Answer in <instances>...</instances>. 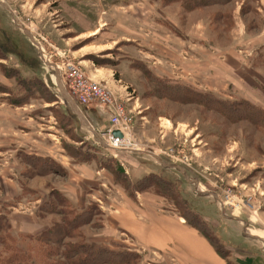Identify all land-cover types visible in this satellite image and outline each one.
Masks as SVG:
<instances>
[{
  "label": "rangeland",
  "instance_id": "374dc122",
  "mask_svg": "<svg viewBox=\"0 0 264 264\" xmlns=\"http://www.w3.org/2000/svg\"><path fill=\"white\" fill-rule=\"evenodd\" d=\"M175 1L0 0V214L24 255L65 213L93 208L70 242L124 253L127 264H177L117 224L151 208L188 212L230 264L264 258V120L216 111L224 102L264 113V0ZM189 1L206 4L183 9ZM66 63L123 107L120 149L100 137L111 128L106 108H81L91 135L64 104Z\"/></svg>",
  "mask_w": 264,
  "mask_h": 264
},
{
  "label": "trees",
  "instance_id": "16d2710c",
  "mask_svg": "<svg viewBox=\"0 0 264 264\" xmlns=\"http://www.w3.org/2000/svg\"><path fill=\"white\" fill-rule=\"evenodd\" d=\"M212 1L214 2L211 4L217 3L219 5H224L231 0ZM164 2L168 3V5L173 3L176 4L175 0H163V3ZM205 2L206 1H202L197 6L192 5L190 1L183 2L181 7L183 9L186 8L187 10H193L197 7L204 6V4H206ZM51 99H54V97ZM225 105L226 103L219 102L216 111L222 110V112L220 111L221 115L226 118H234L235 122L240 121L241 119H246L258 127V125L262 124V121L264 120V113L258 109L253 108V110L258 113L253 114L251 111H238L235 108L237 107L235 106L236 104L226 107ZM122 174L123 173L120 174L117 172V175L115 176L116 182H120V184L126 182L124 176L125 180L118 179L117 176H122ZM93 210L94 209L91 208L77 215L72 214L70 220L66 218L65 213L60 223L54 224L49 230L33 238L34 242L32 241V244H34V246L31 248L29 247V252L27 251L30 253L29 256L24 255L21 250L17 248L16 241L10 234L11 227L9 220L5 215L0 214V253H3L0 254V256L3 255V258H0V264H127L128 262L124 260V253H113L109 249L95 244H87L83 241H77L74 243L70 242L76 239H82V237L76 234V232L82 226L91 223L92 217L94 216ZM67 214L70 215V213ZM87 214L88 217H85ZM190 216L187 212L182 215V219L186 224L205 237L220 257H228V252L225 251V248L222 245L219 246L198 224L191 220ZM241 263L250 264L249 259H246Z\"/></svg>",
  "mask_w": 264,
  "mask_h": 264
},
{
  "label": "crops",
  "instance_id": "0c3cea01",
  "mask_svg": "<svg viewBox=\"0 0 264 264\" xmlns=\"http://www.w3.org/2000/svg\"><path fill=\"white\" fill-rule=\"evenodd\" d=\"M167 24H169V29L172 30L173 33H175L176 28L171 25V22H167ZM98 30L99 29H96L91 35H89V37L97 35ZM24 35L26 37H29L31 40L33 39L28 34ZM31 43L32 45L34 43L33 46H35V48H38V45L34 42V39L33 42L31 41ZM170 50L173 52L168 51V57L176 58V54H174L176 49L171 47ZM181 58L183 59V57ZM179 62L180 64L176 65L181 66V71L186 74L190 69V65L189 63H187L188 61L180 60ZM57 77L58 75L56 74V78ZM56 83H58L57 79ZM59 90L61 92V88ZM62 98L64 104L80 122L81 127L83 129L89 128V132L92 133L91 135H94L96 129L95 127L92 128V126H90L88 120L86 121L84 113L81 110L83 106L79 105L70 96H68L67 100H65L63 96ZM97 108L101 110V107L97 106ZM1 109L2 105H0V112ZM3 112L6 113V110H4ZM88 112L89 114H92L90 111ZM96 125L97 124H95V126ZM159 163L161 164V162ZM89 177L93 178V173L91 174L90 172ZM140 216H142V218H140ZM139 219L140 220L138 221L135 217L126 218L124 215H121L117 219V224L120 229L135 237L139 242H142L147 246H152L153 248L170 251L177 264H230L229 256L226 258L220 257L219 254L214 250L210 242L207 241V239L200 233H198L194 228L186 224L182 218H176L171 214H163L160 212L158 213V211H153L151 208H149L146 213L142 211V213L139 215ZM224 237H221V241L223 244H226V239ZM227 241L228 243L230 242L229 240ZM227 245L228 246L226 247H230V244ZM230 248L233 249V247ZM259 254L255 253V255L253 256L251 255L245 257V259H243L242 256L235 257V260L241 263L242 261L249 259L250 264H264V258Z\"/></svg>",
  "mask_w": 264,
  "mask_h": 264
},
{
  "label": "built area",
  "instance_id": "2783aa9c",
  "mask_svg": "<svg viewBox=\"0 0 264 264\" xmlns=\"http://www.w3.org/2000/svg\"><path fill=\"white\" fill-rule=\"evenodd\" d=\"M59 69L61 75L65 76L64 84L68 90L69 96L79 105L87 107L96 105L106 108L109 112V123L111 128L100 133V137L111 148L120 149L126 137L127 118L121 105L115 104L112 94L100 83L93 82L89 77L72 63L63 65ZM114 132H119L120 137L113 136Z\"/></svg>",
  "mask_w": 264,
  "mask_h": 264
},
{
  "label": "water",
  "instance_id": "95a60500",
  "mask_svg": "<svg viewBox=\"0 0 264 264\" xmlns=\"http://www.w3.org/2000/svg\"><path fill=\"white\" fill-rule=\"evenodd\" d=\"M61 93H62V96L64 97V99L67 100L69 95H68V93L65 90H63V88H61ZM113 136L120 137V134H119V132H114ZM157 160L159 162H161L159 159H157Z\"/></svg>",
  "mask_w": 264,
  "mask_h": 264
}]
</instances>
